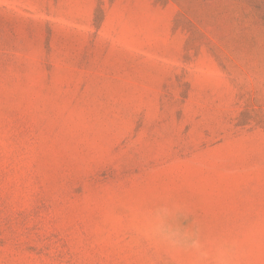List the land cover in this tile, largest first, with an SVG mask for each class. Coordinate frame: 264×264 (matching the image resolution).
Here are the masks:
<instances>
[{
    "label": "rangeland",
    "instance_id": "rangeland-1",
    "mask_svg": "<svg viewBox=\"0 0 264 264\" xmlns=\"http://www.w3.org/2000/svg\"><path fill=\"white\" fill-rule=\"evenodd\" d=\"M0 264H264V0H0Z\"/></svg>",
    "mask_w": 264,
    "mask_h": 264
}]
</instances>
